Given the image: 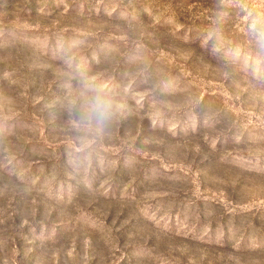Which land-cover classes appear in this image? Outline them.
<instances>
[{
    "label": "rangeland",
    "instance_id": "1",
    "mask_svg": "<svg viewBox=\"0 0 264 264\" xmlns=\"http://www.w3.org/2000/svg\"><path fill=\"white\" fill-rule=\"evenodd\" d=\"M0 264H264V0H0Z\"/></svg>",
    "mask_w": 264,
    "mask_h": 264
},
{
    "label": "clouds",
    "instance_id": "2",
    "mask_svg": "<svg viewBox=\"0 0 264 264\" xmlns=\"http://www.w3.org/2000/svg\"><path fill=\"white\" fill-rule=\"evenodd\" d=\"M118 108L114 96L102 87L83 83L78 115V123L82 128L91 127L93 119L97 127L106 126L115 118Z\"/></svg>",
    "mask_w": 264,
    "mask_h": 264
}]
</instances>
